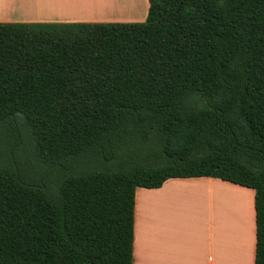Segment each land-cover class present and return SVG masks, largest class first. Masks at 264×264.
Returning a JSON list of instances; mask_svg holds the SVG:
<instances>
[{
    "label": "trees",
    "instance_id": "obj_1",
    "mask_svg": "<svg viewBox=\"0 0 264 264\" xmlns=\"http://www.w3.org/2000/svg\"><path fill=\"white\" fill-rule=\"evenodd\" d=\"M255 190L264 0H149L143 22H0V264H134L137 188Z\"/></svg>",
    "mask_w": 264,
    "mask_h": 264
},
{
    "label": "crops",
    "instance_id": "obj_2",
    "mask_svg": "<svg viewBox=\"0 0 264 264\" xmlns=\"http://www.w3.org/2000/svg\"><path fill=\"white\" fill-rule=\"evenodd\" d=\"M117 4L119 9H125L130 0H119ZM94 11L81 0H0V22L101 20L95 18L99 16H94ZM127 12L130 15V9ZM128 18L130 16L124 19ZM118 20L116 17L111 21ZM227 189L249 197L248 218L246 200H238L235 213L223 202V212L218 210L219 215L214 212L208 217V225L202 221L206 220L202 217L205 213L197 216L180 212L182 206H190L192 199L200 201L206 195L209 198L202 201L212 207L214 196H210L219 197L218 191ZM254 199L252 188L206 176L171 178L159 188H137L134 264H255ZM180 200L186 203L181 205ZM223 214L227 216L225 225Z\"/></svg>",
    "mask_w": 264,
    "mask_h": 264
},
{
    "label": "rangeland",
    "instance_id": "obj_3",
    "mask_svg": "<svg viewBox=\"0 0 264 264\" xmlns=\"http://www.w3.org/2000/svg\"><path fill=\"white\" fill-rule=\"evenodd\" d=\"M118 2L119 0H107L106 1L107 7L102 6L100 8H97L98 10H96L93 15L99 16L95 18H101V20H94V21L76 20L74 22H143L146 20L148 15L149 0H130V4L125 9H119V6L117 4ZM127 8L130 9V15L127 12L128 11ZM128 16H130V18L124 19L127 18ZM116 17L119 19L118 21H111L112 18H116ZM123 19L124 21H121ZM68 22H73V21H68ZM230 191L231 190L218 191L220 193L219 197L215 195H211L210 198L214 196L213 199L211 200L212 207L209 206L208 202L202 201V200H206V198H209V195H206V198H201L202 200L200 201H193L194 199L192 200L190 199L192 201L190 202L191 203L190 206L189 207L182 206L180 212L191 215L193 214L197 216L203 215L205 213L206 216H202V217H205L204 219L206 220H202V221H205L204 223L208 225L209 223V220H207L208 217L213 216L214 212L215 215L217 216L219 215L218 210L221 211L224 210L225 203L223 202H226L229 205V210L235 213L236 211L235 209L238 206V200L240 201L246 200L247 202L246 218H248L247 214L251 213L250 212L251 204L249 197L237 193H232L233 191L232 192ZM183 201L184 200H180V202L182 203L181 205L186 203V201L184 202ZM223 215L224 216H222V218L225 225L226 224L225 220L227 216L225 214ZM242 217L246 220L245 215ZM217 231H218L217 228H215L216 235L218 234Z\"/></svg>",
    "mask_w": 264,
    "mask_h": 264
},
{
    "label": "bare ground",
    "instance_id": "obj_4",
    "mask_svg": "<svg viewBox=\"0 0 264 264\" xmlns=\"http://www.w3.org/2000/svg\"><path fill=\"white\" fill-rule=\"evenodd\" d=\"M81 1H83L84 3H88L89 8L95 11L98 10L97 8L107 5L106 4L107 0H81Z\"/></svg>",
    "mask_w": 264,
    "mask_h": 264
}]
</instances>
